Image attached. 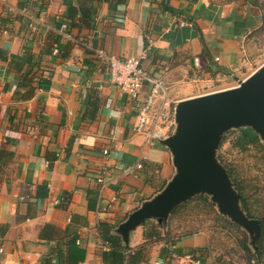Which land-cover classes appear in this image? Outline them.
<instances>
[{
    "label": "crops",
    "instance_id": "crops-1",
    "mask_svg": "<svg viewBox=\"0 0 264 264\" xmlns=\"http://www.w3.org/2000/svg\"><path fill=\"white\" fill-rule=\"evenodd\" d=\"M251 8L230 0H0L7 32L0 28V50L9 59L30 54L49 81L17 100L30 65L19 61L18 74L0 60V264H105L100 224L116 228L172 176L161 144L140 159L144 138L134 127L148 86L132 99L97 52L144 56L172 112L179 101L217 91L198 94L203 85L238 77L245 39L261 25ZM143 242L139 227L129 248ZM207 245L203 233L180 239L177 248L196 250L205 263L187 255L173 264H210ZM162 247H150L141 264H168Z\"/></svg>",
    "mask_w": 264,
    "mask_h": 264
},
{
    "label": "water",
    "instance_id": "water-1",
    "mask_svg": "<svg viewBox=\"0 0 264 264\" xmlns=\"http://www.w3.org/2000/svg\"><path fill=\"white\" fill-rule=\"evenodd\" d=\"M237 86L174 104L172 128L159 141L169 155L173 173L165 185L130 212L113 230L125 249L134 231L147 221L168 224L179 206L205 196L221 217L247 235V245L256 253L261 220L243 210L241 195L217 149L226 133L250 129L264 146V64Z\"/></svg>",
    "mask_w": 264,
    "mask_h": 264
},
{
    "label": "trees",
    "instance_id": "trees-1",
    "mask_svg": "<svg viewBox=\"0 0 264 264\" xmlns=\"http://www.w3.org/2000/svg\"><path fill=\"white\" fill-rule=\"evenodd\" d=\"M26 8L27 11H30L27 4H21V7ZM68 17L72 18V14L68 13ZM261 25L255 31L261 32L264 31V16L261 17ZM2 30L6 29V26L0 27ZM8 54L0 50V60H7ZM10 63L14 65L17 73L20 71L21 67L19 61L30 65V68L24 72V74L19 75L18 84L14 93V96L17 100H30L35 93L36 89H43L49 85V81L46 77L43 78L38 72V65L33 61V57L28 54L21 58L20 56H10ZM19 74V73H18ZM237 138L235 144L241 149L246 150L251 145H259L260 141L256 134L250 129H240L237 131ZM261 147V146H260ZM227 168L229 176L232 179L233 185L236 190L241 195V202L243 210L251 218H256L261 220V236L257 245L256 253H252L247 245V238L245 235L237 242V246L234 248L240 250L243 254L240 255L238 261L234 262H222L223 264H264V209L260 206L257 207L259 200L251 196V192L241 181L238 180L234 175V171L231 167L225 166ZM202 207L208 209V211L216 215V219L224 222L229 228H238L230 223L227 219L218 216L214 211V206L209 202L208 198L205 196H199L181 206L176 208L168 222L165 224H157L155 221H147L143 224V238L144 242L135 248L125 249L120 241V238L113 234L114 227L109 226L108 224H100L99 226V235L101 237L102 243L107 247V251L103 252V261L106 264H141L147 261V255L150 247L162 243L163 247L160 250V260L166 261L168 264H173L178 259L184 256H190L191 259H195L200 263H205L203 259L201 260L200 256H196V250H185L176 247V243L188 236H192L196 233L195 229H189L184 232L176 231L172 228L171 224L184 210L190 206ZM75 245V240L70 242V248L73 249ZM72 252V251H71ZM205 257L210 259L212 254V248L208 245L205 249ZM203 256V252L202 255ZM77 261V259H76ZM212 262V260H211ZM220 259L214 258L213 264L219 263Z\"/></svg>",
    "mask_w": 264,
    "mask_h": 264
},
{
    "label": "rangeland",
    "instance_id": "rangeland-1",
    "mask_svg": "<svg viewBox=\"0 0 264 264\" xmlns=\"http://www.w3.org/2000/svg\"><path fill=\"white\" fill-rule=\"evenodd\" d=\"M230 1H234L236 6L241 8H243V6L248 8L252 7V13L260 16V18L264 16V0ZM239 57L243 60L241 63L242 67L238 68L239 71H234V74L238 76L237 78L240 77L239 79H245L264 64V31H255L247 36ZM235 86H237V83H235L233 77H230L218 82H210L207 85H203L198 94L213 90L220 91L230 89ZM157 104L158 100H155V108ZM237 131L238 130H232L224 135L217 149V157L224 166L232 168L235 177L247 186L251 192L250 195L259 200L257 207L260 206L264 209V146L260 142L259 145L261 147L258 145H251L246 150H241L235 144L238 136ZM215 213L217 214L216 211ZM171 226L174 230L179 232L195 229L196 233L194 235L200 233L205 234L208 238V245L212 248L210 264H213L214 258L220 259V262L215 264H223L222 262L236 263L240 255L243 254L240 250L236 251L234 247L237 246V242L241 240L243 235H245L246 238L247 235L238 227V230L229 228L224 222L216 219V215L212 212L210 213L208 209L195 205L190 206L186 211L184 210L175 217Z\"/></svg>",
    "mask_w": 264,
    "mask_h": 264
},
{
    "label": "built area",
    "instance_id": "built-area-1",
    "mask_svg": "<svg viewBox=\"0 0 264 264\" xmlns=\"http://www.w3.org/2000/svg\"><path fill=\"white\" fill-rule=\"evenodd\" d=\"M22 12H25V10H22ZM31 20L32 24L37 22L32 17ZM3 32L7 33L6 30ZM97 53L108 62L111 81L132 99H135L139 95L144 86H148L145 103L141 107L134 127V131L141 134L144 138L140 157V159H143V152L146 149L154 148L171 131L172 112L167 99L168 89L159 78L150 74L142 66L144 56L118 58L104 51H98ZM218 60V58H215L214 61L218 62ZM195 66L199 67L196 59ZM193 80L198 82L197 75L193 76ZM155 100H158V106L151 112ZM103 153L106 154L107 152L104 151ZM135 168L140 169L141 162L137 163ZM96 182L103 188V180L101 178H98ZM2 252L3 249L0 247V253ZM186 258H190V256Z\"/></svg>",
    "mask_w": 264,
    "mask_h": 264
}]
</instances>
